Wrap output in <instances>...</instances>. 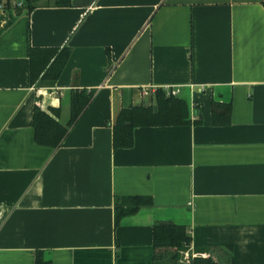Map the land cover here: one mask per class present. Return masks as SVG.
<instances>
[{
	"label": "crops",
	"instance_id": "obj_1",
	"mask_svg": "<svg viewBox=\"0 0 264 264\" xmlns=\"http://www.w3.org/2000/svg\"><path fill=\"white\" fill-rule=\"evenodd\" d=\"M56 2L0 13V264L38 251L52 264H154L158 221L188 228L186 256L264 264V0ZM64 46L55 86L32 83L31 48ZM166 87L189 123L137 126L116 149L121 110ZM82 89L94 97L60 145L36 142L35 107L67 125ZM214 103L231 104L229 124L213 123ZM129 196L153 205L116 225Z\"/></svg>",
	"mask_w": 264,
	"mask_h": 264
},
{
	"label": "trees",
	"instance_id": "obj_2",
	"mask_svg": "<svg viewBox=\"0 0 264 264\" xmlns=\"http://www.w3.org/2000/svg\"><path fill=\"white\" fill-rule=\"evenodd\" d=\"M60 6H70L71 0H57ZM31 5L29 11L34 9ZM20 12V11H19ZM71 49L64 47H32L30 51L31 81L41 86H55L70 57ZM94 97V91L75 90L71 94V116L67 125L61 124L49 112L36 106L33 125L35 140L39 144L57 147L65 137L68 126H72L89 106ZM158 110L155 112L154 107ZM57 113H59L57 111ZM231 104H213V123L226 125L230 123ZM189 123L187 102L174 95H168L164 89L156 90L153 103L150 105L123 108L113 127L114 147L130 148L134 144L133 131L137 126L151 125H183ZM149 197H124L115 206L116 225L125 216L136 213L143 206H152ZM154 264H221L217 257H190L192 237L185 225L173 222L158 221L153 227ZM35 264H52L46 259L44 252L38 251ZM232 264V261H231Z\"/></svg>",
	"mask_w": 264,
	"mask_h": 264
},
{
	"label": "built area",
	"instance_id": "obj_3",
	"mask_svg": "<svg viewBox=\"0 0 264 264\" xmlns=\"http://www.w3.org/2000/svg\"><path fill=\"white\" fill-rule=\"evenodd\" d=\"M34 1L35 0H0V13H6L8 11L28 12ZM164 90L168 95L178 96L179 93V89L175 87H166ZM145 94H148V92Z\"/></svg>",
	"mask_w": 264,
	"mask_h": 264
},
{
	"label": "water",
	"instance_id": "obj_4",
	"mask_svg": "<svg viewBox=\"0 0 264 264\" xmlns=\"http://www.w3.org/2000/svg\"><path fill=\"white\" fill-rule=\"evenodd\" d=\"M154 110H155V112H156V111L158 110V107H157V106H155V107H154Z\"/></svg>",
	"mask_w": 264,
	"mask_h": 264
}]
</instances>
